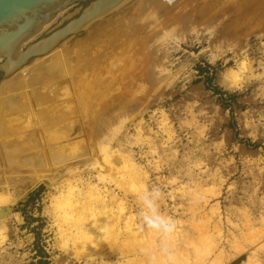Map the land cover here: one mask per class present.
<instances>
[{
    "label": "rangeland",
    "instance_id": "374dc122",
    "mask_svg": "<svg viewBox=\"0 0 264 264\" xmlns=\"http://www.w3.org/2000/svg\"><path fill=\"white\" fill-rule=\"evenodd\" d=\"M94 1L78 0L66 7L32 41L60 29ZM90 29L66 37L53 51L18 70L29 77V87L0 92L2 98L59 81L61 90L68 88L69 99L33 100L31 109L3 115L25 118L24 129L7 139L17 142L33 135L36 150L44 151L45 158L51 147H73L82 141L71 159L68 148L46 163L17 167L27 178L33 172L40 176L26 178L21 185L8 182L7 190L0 191L15 200L5 214L0 213V222L4 221L0 229L6 237L0 246V264H125L126 259L108 256L93 263L77 260L71 237L58 233L72 226L85 231L84 221L91 220L89 207L75 209L84 201L80 196L75 207L59 203L68 184L81 178L85 186L102 190L96 181L100 169L113 181L127 175V167H117L112 157L145 172L148 188L159 186L164 198L160 209L177 223L186 224L190 214L187 202L178 195L171 201V192L182 187L191 190L195 181L207 180L202 188L215 187L218 197L209 200L201 215L218 205L212 225L220 227L223 236L203 264H264V236L254 246L245 245L241 253L230 248L233 237L247 232L242 228L244 211L255 230L264 228V0H128ZM45 59L54 60L48 69L52 71L38 81L39 75L48 73ZM12 76L6 79L0 72V88ZM70 107L72 116L51 119L53 112ZM70 122L80 131L47 146L46 135ZM149 146L156 147L157 154ZM98 150L107 152L112 167L98 166L102 163ZM158 162L160 171L154 167ZM198 164L200 169L194 168ZM171 179H178L177 183L169 185ZM84 185L78 188L82 198L87 191ZM105 190L109 191L106 200L118 194L114 185ZM221 251L223 258L218 256Z\"/></svg>",
    "mask_w": 264,
    "mask_h": 264
},
{
    "label": "bare ground",
    "instance_id": "6f19581e",
    "mask_svg": "<svg viewBox=\"0 0 264 264\" xmlns=\"http://www.w3.org/2000/svg\"><path fill=\"white\" fill-rule=\"evenodd\" d=\"M127 1L128 0H102L101 3L95 5L94 8H92V10H90L89 13L85 17H83L76 24L71 26L69 28V31L72 32V31L81 30L82 32H86V33L90 32L91 31L90 28H92L96 24L97 21L101 20L106 15L113 13L114 11L117 10L118 6L122 5L123 3ZM148 3L146 4L150 5ZM49 24H46L41 29H37V31L34 32V35H33L34 37L31 39L29 38L30 40H27L25 43H22L21 45L20 44L17 45L16 42L10 44L9 50L12 52V54L9 57L8 63L3 65V69L5 70L6 79L10 78L12 75L13 76H12V79H10V81L2 85V87L0 88L1 93L3 92L5 93L7 91H15L21 86L29 87V85H27L29 84L28 83L29 81H27L29 77H26V75H23V73L25 72L18 73L17 71L22 69L31 60L40 58L44 55H47L51 51H53L56 48V46L59 44V42L63 38H65L63 35L66 34L67 32L57 33L53 35L52 37H50L49 39L43 41L42 43L32 46L23 55H21L24 51L23 49L27 47V45L34 43L35 41L38 40L37 39L35 41H32L36 36L41 34V32L45 30L44 28H46ZM54 55L56 56L57 54H53L52 56ZM44 61H45L43 62L44 69L47 70L48 72V69H50V67L52 66L51 61H54V60L48 61V59H45ZM51 71L52 70H50V73ZM15 72L17 73L14 75ZM45 73L44 75L42 74L43 76L39 75L38 81L39 79H41V81L45 80L46 77L50 74L49 72L47 73V75ZM69 82H70V79H69ZM59 84H60L59 81H55V82L47 83V84L44 83L43 86L38 85V87H34V88L27 89L28 88L27 87L25 88V90H23V92H19L13 95H7L6 93L5 96L0 98V191L9 187L8 182L16 184V185H21L25 180L33 176H40L39 173L33 172V174L29 178H27V176H25L24 174L21 175L19 174V171H16L17 167H22V168H24V166L32 167L35 163L37 164L46 163L47 158L55 159L60 153L64 152V150L65 149L67 150L68 148H69L67 150L68 159H71L73 152L80 151V148L82 146V141L77 142V144L74 145L73 147L72 146L66 147V145L51 147L50 149L47 150V157L45 158L46 153H44V151L36 150L37 145L34 142L35 138L33 135L24 137L23 140L21 138L17 142H13L7 139L9 135L11 136V134H16L20 130L24 129L22 128L23 126L21 124H23V119L25 118H21L22 116H18L16 118L5 119L4 116L12 113L14 110L19 111L21 109H26V108L31 109L30 108L31 102L33 100L36 102L39 101L40 103L41 100H45V99L48 101H57V102L62 100L61 98H64V100L69 99L68 88L65 87L64 89L61 90L62 87H60ZM73 113L74 112L72 108L70 107L69 109H65L60 112H55V113L53 112V114L51 115V119H53L54 121H58L61 119L63 120L65 118V115L72 116ZM37 119L38 117H36V120ZM78 126H79L78 124L74 122H70V123L65 124L63 127L55 128L53 130V133L49 132V134L46 135L47 146L52 145L53 143L54 144L60 143L62 139L68 138V136L71 137V135L74 134V132L77 129H79L78 131H80V127L78 128ZM161 126L164 129V131H166L165 130L166 124L164 123V120L161 122ZM81 131H82V128H81ZM166 133H167V140L169 141L171 135L168 132ZM137 135L139 136L137 137L140 138L142 134L138 132ZM143 142H146V144L148 145L152 144L150 140L147 141L146 139H144ZM150 149L153 150V151L151 150L153 152L152 154L154 153L157 154L156 147L153 146L152 148L150 147ZM27 150L29 151L27 152ZM21 151L25 152V154H21L20 153ZM98 151H100V158H101L100 162L102 163L98 164L97 162L96 164H98V166L100 165L99 166L100 168H104L102 164L107 163V164H104L105 167L106 165L110 164L109 160L107 159V152L105 150H102V151L98 150ZM108 156L110 157V155ZM112 158H114L113 161L117 167L119 165L123 166L124 168L125 166L127 167L125 168L127 175L126 176L122 175V177H120L121 180L117 179L119 181L117 180L113 181L112 179H110L108 174L107 176L109 178L106 175H104L105 174L104 170H101L99 168L100 170L96 176V181L97 183L102 185V188L104 190L97 188L95 185L90 186V184H86L85 186L81 178H77L76 180L68 184L67 185L68 190L66 189L67 192L66 193L64 192L65 196L61 198V201L60 199L58 200L59 203L65 207H71V206L75 207L74 203H77L79 201V198L77 197L80 196L81 200L84 199V201L79 206H77V208L75 207V209H77V211L78 209L79 210L81 209V211H83L85 207L86 208L89 207V209L87 210L89 211L90 214H92L91 216L89 215L91 220L89 221V219H87L89 221L88 224H87V221H84V224H86L85 226H88L86 227L87 229L85 231H80L79 230L80 228L76 226H72L71 227L72 230H61L60 229L58 233L60 234L61 237H64L66 235H69L71 237L72 248L74 250L73 252L74 258L77 260H82L85 263L89 261L90 263L91 262L93 263L94 262L93 260H96V259L102 260L103 257L108 256V257H113V258L118 257L123 260L126 259L125 264H147L146 251H152V250L158 249L159 242L161 239L160 236L156 233H152L148 231H140L139 229V220L137 217V210L139 207L138 202H137V191L141 187H144V186L148 187L147 183L149 182V176L145 172H141L142 171L141 169L140 171L138 167L136 168L135 165H133L131 162L127 160L126 161L119 160V159H116L115 157H112ZM3 164H5V167L3 166ZM111 165L113 164H110V166ZM160 165H159V162L156 163L154 166L155 170L160 171L161 169ZM194 168L200 169L199 164L195 165ZM176 173H180V172L177 171ZM186 176L189 179L190 178H192V180L194 179L193 176H191L190 174ZM177 180L171 179L168 184L175 185L177 183ZM206 181L198 180L197 182L195 181L194 184L191 182L193 184L192 185L193 189L190 190L189 188L182 187V188H179L178 190L176 189L175 191H172L170 194L171 201H174L177 198V195L182 200L186 201L188 205L187 210H188V213L190 214L189 221L186 224H183L182 222H179V223L176 222L177 228L179 230H177L176 228V231L170 243L171 250L173 251L174 256H175V264H203V261H205V258L207 256H210L215 251L216 247H218L217 246L218 243L216 244L217 240L220 241V239H222L223 235L221 232V228L216 225H212V220L215 218V216H218L219 214L218 205L215 208H211L208 212V215L206 213L204 215H201L203 214V210L206 207V205H208L209 200L218 197V195L215 194L216 192H214V189H213L215 187L212 186L213 188L208 187L206 189L202 188V186L206 184ZM213 181L214 180L212 179L211 182L213 183ZM215 184H212V185H215ZM82 185H84L86 187L85 188L83 186L84 189L87 190L85 192L86 196L83 198L81 196L82 194L79 195V193H81V191L79 190L80 189L79 187H81ZM110 185L115 186L116 190L118 191V194L114 195L112 193L113 195L111 194V197L108 196L110 197V199L106 200L107 198L106 192L108 190L106 191L105 189H107V187ZM3 195L0 194V213L5 214L7 212L6 211L7 208L15 200L11 199L9 196H3ZM163 203H164V198L162 197L160 204H163ZM112 204L114 205L116 209L115 211L110 209L112 207ZM109 205H111V207ZM164 214L168 216L167 212H165ZM242 215L244 219V224L242 225V228H245L247 232L242 233L239 238L233 237V240H231L232 242L230 243V248L238 252L243 251L242 249L245 245L254 246L258 244L260 239L264 236V228L255 230L253 228L254 223L253 221H251L250 216L245 211L243 212ZM2 222L4 224V221H1L0 223ZM185 225L188 227V230L186 231L184 229ZM231 226H233L235 229H239L238 225L231 224ZM2 230L0 229V246L4 244V241L6 238L2 235L1 233ZM71 232H74V233H71ZM262 247L263 246L259 247L258 249L261 250ZM104 252H106L105 255H104ZM218 256L222 257L223 252L222 251L219 252ZM249 262H256V261H253L250 259ZM216 263L217 262H215L214 264ZM120 264H123V263H120Z\"/></svg>",
    "mask_w": 264,
    "mask_h": 264
},
{
    "label": "water",
    "instance_id": "95a60500",
    "mask_svg": "<svg viewBox=\"0 0 264 264\" xmlns=\"http://www.w3.org/2000/svg\"><path fill=\"white\" fill-rule=\"evenodd\" d=\"M76 1L78 0H0V72L3 74V77L6 76L3 65L8 63L9 57L12 54L9 50L10 44L16 42L17 45H21L30 40L34 37V32L37 29H41L46 24H49L58 13ZM101 1L95 0L77 18L69 21L47 37L38 39L34 43L27 45L21 55L32 46L42 43L57 33L67 32L63 35L66 38L82 32L81 30L71 32L69 28L85 17Z\"/></svg>",
    "mask_w": 264,
    "mask_h": 264
},
{
    "label": "clouds",
    "instance_id": "9594fccd",
    "mask_svg": "<svg viewBox=\"0 0 264 264\" xmlns=\"http://www.w3.org/2000/svg\"><path fill=\"white\" fill-rule=\"evenodd\" d=\"M163 193L159 186L141 187L137 191L140 231L156 233L160 236L158 249L146 251L147 264H175V256L170 243L176 231L177 223L160 209Z\"/></svg>",
    "mask_w": 264,
    "mask_h": 264
}]
</instances>
